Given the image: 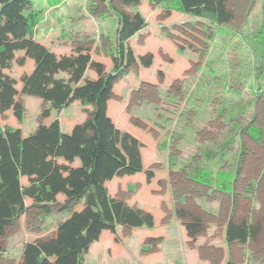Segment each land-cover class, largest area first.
<instances>
[{"label":"rangeland","instance_id":"374dc122","mask_svg":"<svg viewBox=\"0 0 264 264\" xmlns=\"http://www.w3.org/2000/svg\"><path fill=\"white\" fill-rule=\"evenodd\" d=\"M31 1L35 40L58 57L82 49L111 71L119 18L108 0ZM111 5L140 12L144 19L129 40L135 64L115 78L106 111L118 130L141 144L142 169L115 174L104 183L112 195L150 213L152 222L103 229L79 264H226L230 259L264 264V141L248 134L264 127V0H229L228 22L224 18L220 24L180 11L176 0L125 6L114 0ZM23 54L19 50L16 57ZM34 64L32 58L23 65L15 60L5 69L16 78L14 99L24 112L19 119L13 107L0 109L2 126L19 127L27 136L55 119L70 132L90 118L92 106L78 99L59 112L42 97L22 93L21 78ZM88 64L79 83L98 77ZM57 75L70 77L62 70ZM242 150L231 218L232 197L191 180L188 172L199 164L232 171ZM67 163L78 165L81 159ZM22 183H28L27 176ZM55 197L46 212L25 196L27 211L0 241V264H25L32 243L54 236L60 222L85 205L81 199L65 207L66 196ZM250 219L260 230L244 241L230 240L229 225Z\"/></svg>","mask_w":264,"mask_h":264},{"label":"trees","instance_id":"16d2710c","mask_svg":"<svg viewBox=\"0 0 264 264\" xmlns=\"http://www.w3.org/2000/svg\"><path fill=\"white\" fill-rule=\"evenodd\" d=\"M112 1L108 0L107 6L117 12L119 26L114 65L106 73L104 66L92 62L89 53H84L82 49L74 55L58 57L35 40L37 17L33 9L28 11L31 0H0V109L5 111L13 107L21 119L24 107L14 99L18 93L14 87L16 78L5 69L11 68L15 60L23 65L27 58H32L35 64L31 72L24 73L21 78L22 93L42 97L50 108L59 112L75 99L84 106H92L90 118L83 123H76L70 132L60 128L58 119L38 125L27 136H22L19 127L0 124V241L6 228L27 211V195L35 199L33 205L46 212L59 192L66 196L65 207L81 199H84L85 204L74 210L70 218L60 222L54 236L32 243L28 247L29 255L25 264H79L103 229L114 232L118 225L132 227L152 222L150 213L112 195L104 183V180L115 174L134 173L142 169L141 144L130 133L118 130L106 111L107 101L113 95L115 78L135 64L129 40L143 26V17L140 12H127L123 7L112 6ZM118 1L125 6L137 5L140 0ZM163 1L166 0H149L152 3ZM176 1L177 8L182 12L210 18L217 24L222 19L228 22L229 15L226 12L231 8L228 7L229 0ZM232 9L235 10L234 7ZM19 50L24 52L20 58L16 57ZM90 61L98 77L79 83ZM143 61L145 64L150 63L146 59ZM60 70L69 73L70 77L58 76ZM44 114L47 115L48 110ZM248 134L257 142L264 141V127L255 128ZM243 150L232 171L215 172L199 164L188 172L191 180L232 197L231 218L236 212V180L245 154ZM215 155L209 154L208 158ZM75 157L81 159L80 164L72 166L67 163H71ZM23 176L28 177L27 184L22 183ZM185 212L181 211L185 215L189 214V210ZM255 224L250 219L241 222L238 227L229 225V239L236 242L246 240L260 230V225ZM226 264L234 263L230 259Z\"/></svg>","mask_w":264,"mask_h":264},{"label":"crops","instance_id":"0c3cea01","mask_svg":"<svg viewBox=\"0 0 264 264\" xmlns=\"http://www.w3.org/2000/svg\"><path fill=\"white\" fill-rule=\"evenodd\" d=\"M220 193H222V192H220ZM224 194H226V193H224ZM228 195V194H227ZM230 196V195H229Z\"/></svg>","mask_w":264,"mask_h":264}]
</instances>
